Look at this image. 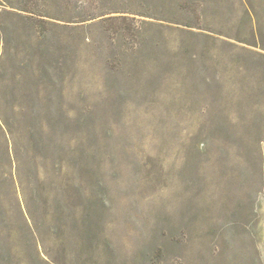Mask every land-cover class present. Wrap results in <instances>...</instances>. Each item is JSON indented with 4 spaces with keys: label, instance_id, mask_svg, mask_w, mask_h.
<instances>
[{
    "label": "rangeland",
    "instance_id": "1",
    "mask_svg": "<svg viewBox=\"0 0 264 264\" xmlns=\"http://www.w3.org/2000/svg\"><path fill=\"white\" fill-rule=\"evenodd\" d=\"M0 264H264V0H0Z\"/></svg>",
    "mask_w": 264,
    "mask_h": 264
}]
</instances>
